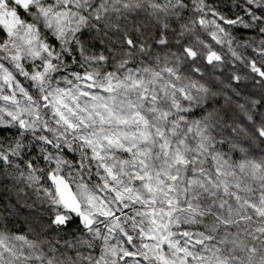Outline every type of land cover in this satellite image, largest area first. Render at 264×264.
Wrapping results in <instances>:
<instances>
[{"label":"snow or ice","instance_id":"1","mask_svg":"<svg viewBox=\"0 0 264 264\" xmlns=\"http://www.w3.org/2000/svg\"><path fill=\"white\" fill-rule=\"evenodd\" d=\"M0 193V264H264V0H0Z\"/></svg>","mask_w":264,"mask_h":264},{"label":"trees","instance_id":"2","mask_svg":"<svg viewBox=\"0 0 264 264\" xmlns=\"http://www.w3.org/2000/svg\"><path fill=\"white\" fill-rule=\"evenodd\" d=\"M0 195H2V193H0ZM10 227L20 228L21 225L19 223H17V224H14V225H10Z\"/></svg>","mask_w":264,"mask_h":264}]
</instances>
